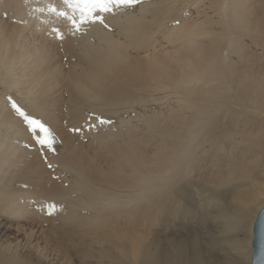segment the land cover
<instances>
[{"label": "bare ground", "instance_id": "6f19581e", "mask_svg": "<svg viewBox=\"0 0 264 264\" xmlns=\"http://www.w3.org/2000/svg\"><path fill=\"white\" fill-rule=\"evenodd\" d=\"M263 207L264 0H0V264H251Z\"/></svg>", "mask_w": 264, "mask_h": 264}, {"label": "snow or ice", "instance_id": "6c2138e0", "mask_svg": "<svg viewBox=\"0 0 264 264\" xmlns=\"http://www.w3.org/2000/svg\"><path fill=\"white\" fill-rule=\"evenodd\" d=\"M84 2L91 3L93 7H100L102 11H108V4H117L119 5H133L135 3H138L139 0H103V6L101 7V2L102 0H84ZM12 108L17 112L18 115L24 116V113L21 112L20 108L13 103ZM27 123L32 127V131H36L37 129L42 132V133H48V129L40 123L39 120H34V119H28L25 117ZM101 123H104V121H101ZM50 135V134H49ZM40 145L45 146V147H51L50 143H46L45 139H38L37 141Z\"/></svg>", "mask_w": 264, "mask_h": 264}, {"label": "rangeland", "instance_id": "374dc122", "mask_svg": "<svg viewBox=\"0 0 264 264\" xmlns=\"http://www.w3.org/2000/svg\"><path fill=\"white\" fill-rule=\"evenodd\" d=\"M74 20H75V22H77L76 19H74ZM65 59H66V56H64V61H65ZM74 138L75 139L77 138L80 140V138L78 136H76ZM85 141L87 142L88 140H85ZM82 142L84 143V140H82ZM90 155L92 156L91 153H90ZM224 199H225V197H224ZM35 227L44 228L43 226H40V225L35 226ZM45 228H47V227H45ZM54 236L56 238L57 237L60 238L59 233L54 234ZM11 237H12L11 238L12 240H15L16 237H19L18 239H21L25 236L21 235V234L19 235L18 233L15 234V232H13V233H11ZM238 237H242V234H238ZM64 241H65V251L68 253V256H69V257H67V261L64 264H78L79 261H78V258H76L77 254L79 257L84 258V246H81V243H83V240H80V238L77 236V234L72 233V235L69 236L68 238L64 239ZM79 249H81V250L78 253Z\"/></svg>", "mask_w": 264, "mask_h": 264}, {"label": "water", "instance_id": "95a60500", "mask_svg": "<svg viewBox=\"0 0 264 264\" xmlns=\"http://www.w3.org/2000/svg\"><path fill=\"white\" fill-rule=\"evenodd\" d=\"M251 264H264V207L254 225L253 257Z\"/></svg>", "mask_w": 264, "mask_h": 264}]
</instances>
